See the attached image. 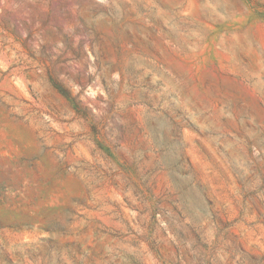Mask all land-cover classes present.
Returning a JSON list of instances; mask_svg holds the SVG:
<instances>
[{
    "label": "rangeland",
    "instance_id": "rangeland-1",
    "mask_svg": "<svg viewBox=\"0 0 264 264\" xmlns=\"http://www.w3.org/2000/svg\"><path fill=\"white\" fill-rule=\"evenodd\" d=\"M0 264H264V0H0Z\"/></svg>",
    "mask_w": 264,
    "mask_h": 264
},
{
    "label": "trees",
    "instance_id": "trees-1",
    "mask_svg": "<svg viewBox=\"0 0 264 264\" xmlns=\"http://www.w3.org/2000/svg\"><path fill=\"white\" fill-rule=\"evenodd\" d=\"M60 90H62V89H60ZM61 92H64V91H61Z\"/></svg>",
    "mask_w": 264,
    "mask_h": 264
}]
</instances>
